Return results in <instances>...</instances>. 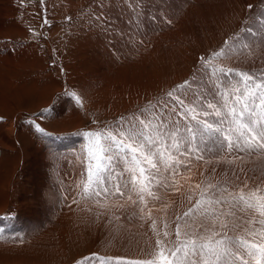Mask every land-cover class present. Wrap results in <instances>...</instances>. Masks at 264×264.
I'll return each mask as SVG.
<instances>
[{
	"label": "rangeland",
	"instance_id": "obj_1",
	"mask_svg": "<svg viewBox=\"0 0 264 264\" xmlns=\"http://www.w3.org/2000/svg\"><path fill=\"white\" fill-rule=\"evenodd\" d=\"M262 12L264 0H0V88L10 75V107L0 89V264L139 258L148 250L152 220L174 228L175 217L198 198L200 190L192 189H203L206 178L216 183L223 173L243 168L250 184L261 181L264 154L220 163L224 154L215 155L208 141L198 142L208 149L202 160L193 155L174 178L162 172L173 187L154 183L161 198L146 197L143 212L144 205L127 196L102 194L81 204L74 178L75 170L82 167L81 175L86 167L84 133L152 111L184 81L190 86L181 91L189 100L194 94L211 99L209 89L237 85L235 72L212 75L201 57L226 47L224 41L246 26L254 33L245 41L250 49L215 63L256 75L264 71V31L254 21ZM126 167L122 157L114 159L111 180L126 183Z\"/></svg>",
	"mask_w": 264,
	"mask_h": 264
},
{
	"label": "snow or ice",
	"instance_id": "obj_2",
	"mask_svg": "<svg viewBox=\"0 0 264 264\" xmlns=\"http://www.w3.org/2000/svg\"><path fill=\"white\" fill-rule=\"evenodd\" d=\"M254 21L261 25L258 31H264V12ZM44 22L48 23L46 19ZM252 35V27L246 26L243 33L224 41L226 47L207 58L201 57L202 68L205 71L211 68L212 75L235 72L240 77L237 85L225 84L223 92L209 89L211 99L194 94V99L189 100L187 92L181 91L190 86L189 81H184L166 92V98L157 101L152 111L140 110V115L133 114L131 120L120 117L115 124L84 133L88 138L87 162L77 184L81 198H98L102 194L127 196L132 204H143V212L147 207L146 197L161 198L152 190L154 183L173 187L162 172L174 178L178 166H184L185 161L190 163L193 155L197 160L203 159L201 152L208 149L201 150L198 142H210L216 149L215 155L224 154L219 162L229 165L236 160L243 162L240 154H264V71L256 75L254 71L225 69L215 63L234 55L239 58L242 49H250L245 41ZM208 117L213 119L209 121ZM36 129L44 132L39 124ZM232 154H235L233 160L225 159ZM121 157L127 162L128 173L123 184L111 180L110 170L111 162ZM215 171L213 167L212 172ZM239 172L233 170L230 176L225 172L216 183L208 177L202 182L206 184L203 189L201 184L195 185L192 191L196 194L200 190L198 198L175 217L171 230L167 222L159 224L152 220V235L143 256L112 259L118 264H264V187L261 186L264 177L250 184L252 178L244 174V169L240 168Z\"/></svg>",
	"mask_w": 264,
	"mask_h": 264
},
{
	"label": "bare ground",
	"instance_id": "obj_3",
	"mask_svg": "<svg viewBox=\"0 0 264 264\" xmlns=\"http://www.w3.org/2000/svg\"><path fill=\"white\" fill-rule=\"evenodd\" d=\"M171 38H172V37H171ZM170 40H171V39H170ZM170 42H171V41H170ZM167 43H168V42H167ZM152 45H154V44H152ZM154 46H155V45H154ZM148 47H149V45H148ZM148 47H147V48H148ZM142 48H143V47H142ZM142 48H141V49H142ZM149 48H150V47H149ZM144 49H145V48H144ZM154 49H155V48H154ZM146 50H147V49H146ZM155 51H156V49H155ZM155 51H154V52H155ZM137 53H138V52H137ZM146 53H147V52H146ZM147 54H148V53H147ZM146 56H147V55H146ZM144 59H145V58H144ZM144 61H145V60H144ZM134 65H136V64H134ZM7 78H8V82H7L6 84L2 85L0 89H1V91H3V93H4V96L2 97V98H3V101H4V102H5V101H9V102L6 103V104L9 105V107H10V96L8 97V95L10 94V75H7ZM31 80H32V79H31ZM23 89H24V88H23ZM25 95H26V94H25ZM2 98H0V99H2ZM0 102H1V101H0ZM0 106L3 107V106H4V103L0 104ZM81 166H82V165H81ZM77 167H78V166H77ZM81 168H82V167H81ZM81 168H80V169H81ZM80 169L75 170V171H76V177H75V178H74V175H73V178L76 179V180H75L76 185H77L78 182H80V179H82V175H79V174H80V172H79ZM186 170H187V169H186ZM74 179H73V181H74ZM69 180H70V179L68 178V180H67L68 183L70 182ZM73 181L70 182V183H73ZM118 181H119V180H118ZM70 183H69V184H70ZM188 183H189V182H188ZM73 187H74V184L72 185V188H73ZM75 187H76V186H75ZM70 188H71V187H70ZM69 190H70V192H69L70 194H71V193L74 194V191H73L72 189H69ZM229 190H230V189H229ZM72 191H73V192H72ZM189 191H190V190H189ZM189 191H188V192H189ZM72 194H71V198H73V197H72ZM76 194H77V193H76ZM66 195H68V194L66 193ZM188 195H189V193H188ZM190 195H191V194H190ZM78 196H79V195H78ZM74 197H75V196H74ZM112 197H113V196H112ZM112 197H111V198H112ZM116 197H117V195H116ZM78 199H79V198H78ZM90 199H94V198H90ZM112 199H113V198H112ZM115 199H116V198H115ZM103 200H104L105 202L108 201V199H104V198H102V201H103ZM169 200H170V199H169ZM165 201H168V200H165ZM86 202H89V203H90L91 201H90L89 199L86 200V199H82V198H81V200H80V203H81V204H85ZM80 203H79V204H80ZM128 203H129V202H128ZM164 203H165V202H164ZM152 204H153V203H152ZM87 205L89 206L90 204H87ZM137 206H138V205H137ZM117 207H118V206H117ZM64 209H65V208H64ZM110 211H111V210H110ZM105 212H106V211H105ZM63 215H64V214H63ZM121 218H122V217H121ZM115 225H116V224H115ZM59 230H60V229H59Z\"/></svg>",
	"mask_w": 264,
	"mask_h": 264
}]
</instances>
